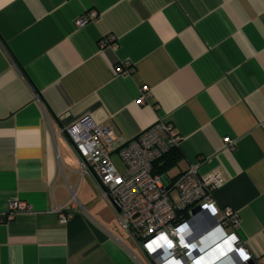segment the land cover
<instances>
[{
  "label": "crops",
  "instance_id": "1",
  "mask_svg": "<svg viewBox=\"0 0 264 264\" xmlns=\"http://www.w3.org/2000/svg\"><path fill=\"white\" fill-rule=\"evenodd\" d=\"M86 115L116 146L171 123L155 174L223 170L226 231L264 262V0H0V264H154L63 132ZM16 200L29 210L3 220Z\"/></svg>",
  "mask_w": 264,
  "mask_h": 264
},
{
  "label": "built area",
  "instance_id": "2",
  "mask_svg": "<svg viewBox=\"0 0 264 264\" xmlns=\"http://www.w3.org/2000/svg\"><path fill=\"white\" fill-rule=\"evenodd\" d=\"M97 18L98 13L91 11L80 17L77 24L84 26ZM140 91L138 102L145 104L150 89L143 86ZM63 132L78 153L82 170L97 177L103 195L109 201L113 199L120 209L115 208L121 226L141 242L154 264H171L173 261L217 264L231 253L239 257L241 264L253 259L236 233L226 231L228 226L238 227L239 215L228 207L221 211L215 203L214 194L226 180L223 170L201 174L199 166L195 165L172 185H166L155 174V163L181 142L171 123L159 121L118 146L109 128L95 123L90 115L79 118ZM236 143L229 137L225 139L227 150H234ZM114 151L118 153L123 171L112 159ZM73 200L76 201L75 195ZM197 206L201 211L192 216L190 212ZM29 208L24 202L13 201L2 219L12 220ZM57 212L63 223L74 216L73 210L58 208ZM161 237L170 241L171 246ZM240 249L248 259L240 256ZM209 256H214V260Z\"/></svg>",
  "mask_w": 264,
  "mask_h": 264
},
{
  "label": "clouds",
  "instance_id": "3",
  "mask_svg": "<svg viewBox=\"0 0 264 264\" xmlns=\"http://www.w3.org/2000/svg\"><path fill=\"white\" fill-rule=\"evenodd\" d=\"M160 239H161V240H164L166 243L169 244V246H171V242H170V241H167L165 237H161ZM232 239H235V237H233ZM181 242H183V240H181ZM157 243L159 244V242H157ZM238 251H239L240 256H241L243 259H245V260L248 259L247 255H245L243 249H240V250H238ZM171 264H180V261H173V262H171Z\"/></svg>",
  "mask_w": 264,
  "mask_h": 264
},
{
  "label": "water",
  "instance_id": "4",
  "mask_svg": "<svg viewBox=\"0 0 264 264\" xmlns=\"http://www.w3.org/2000/svg\"><path fill=\"white\" fill-rule=\"evenodd\" d=\"M98 181H99V180H98ZM99 183H100V181H99ZM110 201L114 204L115 208L119 211L120 209H119V207L114 203L113 199H110ZM200 211H201V208H200L199 206H197L196 208H194V209L190 212V214H191L192 216H195V215L198 214ZM247 264H254V261L251 260V261H249Z\"/></svg>",
  "mask_w": 264,
  "mask_h": 264
},
{
  "label": "rangeland",
  "instance_id": "5",
  "mask_svg": "<svg viewBox=\"0 0 264 264\" xmlns=\"http://www.w3.org/2000/svg\"><path fill=\"white\" fill-rule=\"evenodd\" d=\"M112 159H113L114 163L116 164V166L118 167V169L122 171V170H123V169H122L123 165H122V162H121V160L119 159V157H117L116 155H114V156L112 157ZM174 195H175V194H174Z\"/></svg>",
  "mask_w": 264,
  "mask_h": 264
},
{
  "label": "trees",
  "instance_id": "6",
  "mask_svg": "<svg viewBox=\"0 0 264 264\" xmlns=\"http://www.w3.org/2000/svg\"><path fill=\"white\" fill-rule=\"evenodd\" d=\"M174 150H176V148H175V149H173V150H171V151H174Z\"/></svg>",
  "mask_w": 264,
  "mask_h": 264
}]
</instances>
